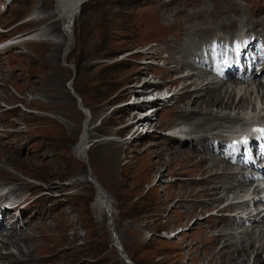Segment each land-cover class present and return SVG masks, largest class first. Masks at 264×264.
I'll list each match as a JSON object with an SVG mask.
<instances>
[{"label":"rangeland","instance_id":"374dc122","mask_svg":"<svg viewBox=\"0 0 264 264\" xmlns=\"http://www.w3.org/2000/svg\"><path fill=\"white\" fill-rule=\"evenodd\" d=\"M67 1L16 0L0 13V24L28 21L14 32H39L36 41L17 39L16 48L2 56L0 71V109L4 103L17 105L13 112L0 114L8 136L0 132V183H24L31 195L38 190L47 194L37 201L34 212L30 210L46 215L43 231L29 229L36 234L26 243L32 264H125L116 246L131 264H251L252 249L264 242V233L258 231L250 241L232 234L231 241L245 249L240 252L220 238L228 251L220 245L217 254L211 221L208 225L198 221L186 232L164 238L208 209L199 186L187 180L191 176L196 181L203 167L159 136L160 129L172 123L189 122L178 120L177 112L196 108L167 101L148 122L155 132L128 143L123 126L131 112L117 110L116 104L125 99L134 80L166 84L174 79L172 68L144 60L137 51L167 57L185 69L193 55H208L212 44L210 35L193 34L194 27L209 32L226 28L230 20L247 21L251 14L262 25L264 0H90L78 13L71 12ZM43 24L45 28L39 29ZM219 97L221 106L232 101H226L229 97L223 91L215 99ZM236 99L228 111L213 104L201 114L264 109V99L257 101L254 93L241 108L234 107ZM207 126L208 122L201 131ZM79 137L90 143L85 152L78 148ZM233 185L230 182L229 187ZM24 229L23 225L13 234ZM7 252L18 256L12 247ZM257 258L262 261L253 262L264 264V253Z\"/></svg>","mask_w":264,"mask_h":264},{"label":"bare ground","instance_id":"6f19581e","mask_svg":"<svg viewBox=\"0 0 264 264\" xmlns=\"http://www.w3.org/2000/svg\"><path fill=\"white\" fill-rule=\"evenodd\" d=\"M68 1L70 4L69 7L72 9L71 10L72 13L73 12L78 13L79 9L81 8V5L84 4V3L80 4V0H68ZM67 20H69V19H67ZM45 21H46V19H45ZM193 34H197V35L207 34V35L212 36L210 29L208 32L205 28L199 27V26L194 27ZM30 41H33V40L32 39L27 40V42H30ZM24 42H26V41H24ZM164 61L166 62V64H172V62L167 58L164 59ZM222 64L226 65L227 63L223 62ZM263 64L264 63L262 61H260V62L255 63L253 65L254 66L253 68H249L250 76L254 80L257 79L258 74H254L252 72L261 69L263 67ZM225 77L227 80H230L231 82L238 79V77L235 76L234 69H232V68L225 72ZM244 78H245L244 74L240 76V79H244ZM257 85L258 86L256 88H254V87H250V86L245 85V84L241 85L238 83H236V84L233 83L231 85L224 86L220 91L211 90L209 88V82L205 79L200 80V83H198L197 85H194L193 83H188L187 85L186 84L182 85L180 87L179 91L183 94V96L186 97V101L182 102V104L184 103L183 106H188V107H192V108H196V109L190 108L189 110L180 111L178 113V118L181 120L189 121L188 123L193 128V129H190L188 131V133H190V134H194L197 132L198 129L204 128L205 124L207 122H208L207 128H213L216 126L215 123L218 122V124H220L221 122H224L227 119H230V117L228 115H221V114H217V113L212 114L209 112H204L201 114L202 109L209 108V107L216 105V106H218V108H222L223 110H228L229 108H231V105H233L234 97L235 96L238 97V95H240L241 92H242V94L239 96L238 99H236L237 101L235 100L236 103L234 104V107H235V105L238 108L243 107V104H245V102H248L251 99V95H253V93L256 94V100L257 101L262 100V99H264V91L262 89V87L264 85L259 84V83ZM190 87H192L193 89H189ZM184 88H186V89L184 90ZM229 89H231V90H229ZM222 91L224 94H226L229 97L228 99H226V101H228L229 99L232 100L229 102L230 104L227 107L221 106L222 100L220 99V97H219V101L215 99V97L218 96ZM196 93H199V96ZM214 94H216V95H214ZM188 96H190L191 98H188ZM213 99H214V101L211 102V100H213ZM77 107H78L79 111H81L79 109V107L83 110V107L81 106V104H79V106H77ZM180 108L182 109V106H180ZM79 138H82V137H79ZM80 141L81 142H80V144H78V148L80 151L84 150V152H85L88 149V146H87L88 142L86 141V139H84V137ZM181 145L183 148L181 150H179V154L186 157V159H188V158L194 159L196 162H198L200 164V167H203V166H201V164L206 163V158L203 155L204 153L201 152L199 149H197L193 145V141L192 140L188 141V143L182 142ZM188 145H190V149H188ZM170 147H174V146L170 145ZM175 150H177V148H175ZM210 152L212 154H217L220 152V150L219 149H212ZM229 159H230V155L228 153H223L222 162H212L211 161L212 165L207 166V167H203V171L200 172L198 175L200 178L197 182H195L193 179L189 180V182L192 183L193 185L200 184V186L198 187V192H199V194L203 193L201 195V198H203L209 202L208 206H214L217 202L220 201L221 197L224 198L225 194H228L226 192H229L228 189L223 187V182H218L216 186H213L212 182H211V179L215 176V174L213 172V168L217 167L219 165H220V170H221L223 177H224V182L226 180L231 179V176L235 175V173H233V172H229V171L227 172V170L230 169V167H228L230 164ZM238 162L240 163V160ZM258 162L262 163V160L260 157L258 158ZM160 177H161V175L159 176V178ZM190 178H191V176H190ZM236 178H238V179L242 178V174H238L236 176ZM245 184H246V181L241 182V181L237 180V186L239 188H243V186H245ZM204 185H206L207 187L204 188ZM188 188H190L191 190L194 189V187H191V186H189ZM12 192L16 193V194H20L22 191L18 188L16 190H13ZM97 195L99 196V194H97ZM29 222L34 224L35 229L30 227L29 223L24 224L25 230H27V232H25V230H24V232L20 233L19 238L18 237H16V238L12 237L13 229H11V228L4 229V228L0 227V239L3 238V240H4V241H0V249L6 250V252H7V249L9 247H12L16 250L19 257L24 258L27 255V259L22 260L19 257H15V256L11 255L9 252H7L5 254H0V264H21V263L27 264V262L30 260L29 259L30 254H29V252L26 251V249L28 248L26 246V243H27V240L28 241L34 240L33 237L36 236V234L34 232L31 233L29 231V229H31L32 231H36V228H37L38 230H40V232L43 231V229H45L44 227L46 224V215L44 213H39L38 211H36L29 218ZM257 223H259L258 225H260V227L262 225H264V215L262 217H260L258 220H252L250 225L254 227ZM194 225L195 224H192L190 226V228L193 227ZM224 230H225V227H219L216 230L217 234H216V237L214 239L218 242V245H219V248L214 251L216 254L220 249V245H223L222 242H220V238L222 239L221 241H224V237H225V235L223 234ZM257 231H258V234L264 233V229H258ZM36 232L38 233V231H36ZM245 235L249 236L247 238V240L250 241V235L251 234L245 233ZM225 241H226V244L228 245V248H231L232 246H234V244L230 243L227 239H225ZM5 243H8V244L6 245ZM20 244H23L24 247L21 248ZM226 244H224L222 246V248H223V250L228 251L227 250L228 248L226 249L224 247ZM240 245H242V244H240ZM250 245H251V242H250ZM241 250L245 251L244 247L238 248L239 252ZM253 250H255V256L251 260V264H256L255 262H253V260L262 261L259 258H257V255H259V253H264V242L262 244L258 245L256 248L254 247L252 249V251ZM209 251H212V250L210 249ZM204 252L207 253L208 252L207 249L204 250ZM221 252L222 251H220V253ZM221 255H223V254H221Z\"/></svg>","mask_w":264,"mask_h":264},{"label":"water","instance_id":"95a60500","mask_svg":"<svg viewBox=\"0 0 264 264\" xmlns=\"http://www.w3.org/2000/svg\"><path fill=\"white\" fill-rule=\"evenodd\" d=\"M88 0H80V4L81 3H85ZM77 101V105L79 106V101ZM79 109L82 111V113L84 114L85 118H86V122L89 120L88 114L87 112H85L84 110H82L80 107ZM116 251L118 252L120 258L125 262V264H131V262L127 259V257L125 256V254L122 253V251L118 248V246H116Z\"/></svg>","mask_w":264,"mask_h":264}]
</instances>
